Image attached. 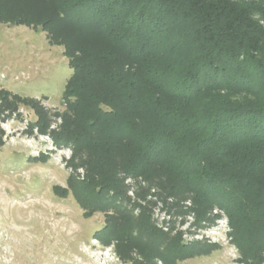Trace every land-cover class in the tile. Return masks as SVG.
<instances>
[{"label":"trees","instance_id":"16d2710c","mask_svg":"<svg viewBox=\"0 0 264 264\" xmlns=\"http://www.w3.org/2000/svg\"><path fill=\"white\" fill-rule=\"evenodd\" d=\"M264 0H0V23L41 29L73 70L63 124L52 137L70 147L87 177L68 180L96 237L132 264H180L215 245L184 244L138 217L125 176L165 196L191 198L202 219L227 212L243 258L264 262ZM1 112L25 104L47 133L33 98L1 90ZM2 136L0 134V146ZM42 158H45L44 156ZM36 160V159H35Z\"/></svg>","mask_w":264,"mask_h":264},{"label":"rangeland","instance_id":"374dc122","mask_svg":"<svg viewBox=\"0 0 264 264\" xmlns=\"http://www.w3.org/2000/svg\"><path fill=\"white\" fill-rule=\"evenodd\" d=\"M255 17L264 26V16ZM72 74L64 48L50 45L44 31L0 23V91L33 98L50 119L43 134L30 127L38 120L31 107L20 104L14 111L0 110V264H132L118 256L114 244L105 246L96 237L105 225L102 212L86 218L73 192L61 196L54 190L67 189L71 176L78 181L87 177L86 167L79 160L77 166L71 164L72 149L58 147L51 135L63 124V93ZM59 152L69 157H64L66 164L59 163ZM121 177L135 217L147 210L159 231L180 237L187 245L216 246L210 255L180 264H253L243 258L235 243L225 210L214 207L200 219L191 198L179 201L165 196L141 176ZM216 209L221 211L217 216ZM220 218L229 227V248L223 237L220 243L197 240L196 235L208 222L216 224ZM204 235L207 237L206 232Z\"/></svg>","mask_w":264,"mask_h":264},{"label":"built area","instance_id":"2783aa9c","mask_svg":"<svg viewBox=\"0 0 264 264\" xmlns=\"http://www.w3.org/2000/svg\"><path fill=\"white\" fill-rule=\"evenodd\" d=\"M47 137L49 138V136H47ZM52 147H55V146H52ZM62 150H65V149H60V151H62ZM69 151H71V150L69 149ZM56 156H57L59 163L66 164L64 157H67V156H63V153L60 154V152ZM67 159H69V157H67ZM219 213H221V211H219L218 209H216L214 211V215H216V216L219 215ZM228 228L229 227L227 225V221L224 220L223 218L222 219L220 218L219 222L216 224L215 223L211 224L210 222H208L206 228L200 230L199 234L196 235L199 237V238H197V240H204L206 238V239H208V241H210L212 243H220L221 242L220 237H223L224 238L223 243H225L226 247L229 248L230 244L227 241L229 238L228 237V231H229ZM166 230H168V229L166 228ZM204 232H206L207 237H205ZM233 259H235V258H233Z\"/></svg>","mask_w":264,"mask_h":264}]
</instances>
